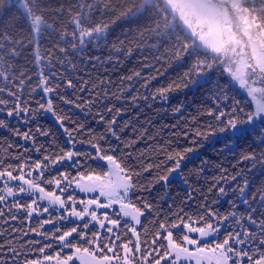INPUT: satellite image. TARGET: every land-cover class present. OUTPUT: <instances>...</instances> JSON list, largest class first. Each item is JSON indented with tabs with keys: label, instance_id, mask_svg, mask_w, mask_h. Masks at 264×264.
<instances>
[{
	"label": "snow or ice",
	"instance_id": "6c2138e0",
	"mask_svg": "<svg viewBox=\"0 0 264 264\" xmlns=\"http://www.w3.org/2000/svg\"><path fill=\"white\" fill-rule=\"evenodd\" d=\"M118 23L126 25L128 31L125 39L117 38L109 47L112 27ZM45 35L52 39V43L50 50L42 54L39 49ZM129 36L133 39H128ZM101 45L109 48L108 63H113V56L115 63L120 64L121 57H131L136 51L143 53L146 50L155 54L158 64L187 66L181 77L168 87L158 88L143 97L130 95L134 103L141 98L146 103L149 100L167 101L171 92L201 86L217 71L226 73L231 81L237 82L250 99L242 103L235 97H229L226 86L221 88L217 81L216 88L219 90L212 92V106L204 112L198 111L189 120L181 117L182 126L180 122L172 126L173 139L156 146L155 151L163 155L159 163H145L144 152L134 157L132 151H125L132 149L136 140H121L119 132L123 129L114 127L115 117L105 121L108 133L117 144L105 148L98 140H90L96 153L92 158L106 161L108 172L105 175L115 176L117 180L98 186H78L86 193L95 192L99 187V195L105 197L106 203H101L97 197L77 201L71 194L62 199L72 184L71 173L61 172L50 178L45 175L61 164L80 167L81 161L77 157L88 154L74 151V144L66 151L61 148L58 152L48 153L44 145L37 144L36 136L47 137L49 131L37 126L35 133L31 128L22 132L12 127L7 119H0V129H6L33 145L32 149L24 148L22 153L10 154L14 163L0 159V206L7 208L6 211L5 207H0V225L16 221L17 214L23 210V219L28 220L34 214L42 216L48 213V218L39 222V227L53 224L55 228L51 233L37 228L22 231L14 226L10 231L7 228L0 231V264H69L73 255L81 252L80 242L89 246L83 247L85 253H89L90 247L95 248V252L90 253L94 264H186L189 260L201 264L203 258H208L213 264H264V180L259 181L255 191H251L250 187L257 184V179H249L255 173L264 177V0H0V114H5L6 118L23 116V122L27 124L35 120L41 111L50 112L68 137V143L72 144L73 131H79L83 125L75 130L65 126V121L71 122V118L54 106L51 94L59 85L50 86V79L64 80L65 73L75 69L71 56L84 53L89 47L98 49ZM96 60L99 61V58ZM56 65L62 69L60 73L55 70ZM32 69H36L38 85L31 90L38 88L48 97L46 104L37 102L36 108L22 99L33 79L30 74ZM140 76L137 71L120 77L121 87L116 92L109 88L111 80L92 84L90 98L83 104L89 107L99 104L108 113L115 110L119 115L123 109L109 106L108 101L112 97L121 100L124 81L131 82ZM148 84L145 81L143 86L147 88ZM87 85L88 82H84L78 91H88ZM66 86L77 88V83L69 78ZM134 90L129 83V94ZM60 99L65 104L81 107L77 100L64 96ZM148 107L152 105L148 104ZM172 111L181 113L182 106ZM97 115L101 121L105 120L99 109ZM203 116H207V120H202ZM145 138L155 139L144 130L137 139ZM207 143L214 148L220 144L219 154L225 158L238 146L246 145L239 153L238 161L246 165V171L236 172L229 179L228 170L220 164L215 165L219 175L211 178L207 194L202 191L205 202L200 207L203 214L194 217L181 208L173 213L174 218L165 217L158 223L151 221L154 231L150 232L141 217L151 211L153 205L141 200L140 207H137L129 199L130 194L150 191L153 182H167L173 173L183 176L182 168L190 158L189 154H198ZM12 147V144L8 145V148ZM32 150L46 154L42 160H32L26 155ZM117 151L121 154L116 155ZM133 160L139 161V165L130 163ZM208 168L209 161L202 160L198 169L190 171L202 177ZM153 170L156 175L152 180L141 184L140 178ZM238 178L243 183H239ZM232 182L237 183L233 186ZM48 185H53L54 190H46ZM213 193V204L229 194L236 197L229 201V212L221 215L208 206V194ZM25 197L30 202H26ZM9 198L11 203H8ZM188 198H192L191 193ZM43 201H47L46 206L41 203ZM77 203L82 207L78 209ZM117 203L120 213L129 218L123 225L119 214L117 218H110L104 212L103 219L98 217L97 209H108ZM240 204L244 206L243 212L238 211ZM50 208L60 213L55 220ZM70 218L82 224L63 230L56 227L59 221L71 223ZM92 222L111 236H101L99 231L89 235L87 230ZM225 228L231 231H225L223 239H220ZM29 233H35L49 243L36 248L41 241H25L24 237ZM129 233L135 240L128 238ZM193 233L198 235L193 237ZM51 241L58 242L61 251L65 248L75 251L63 257L61 252L47 254L46 249L52 248ZM189 246H193L194 250H190ZM34 252H39L41 256H33ZM208 253L211 256H207ZM81 264H84L83 257Z\"/></svg>",
	"mask_w": 264,
	"mask_h": 264
},
{
	"label": "trees",
	"instance_id": "16d2710c",
	"mask_svg": "<svg viewBox=\"0 0 264 264\" xmlns=\"http://www.w3.org/2000/svg\"><path fill=\"white\" fill-rule=\"evenodd\" d=\"M128 31L127 26H121L119 23L114 25L111 30V35L109 37V47L112 41L119 39H125V34ZM128 39H133L129 36ZM52 39L47 35L41 40L40 52L43 54L50 50ZM154 53L144 51L143 53L136 51L131 57H121V63H115V56L112 57L113 63H108L109 48H105L101 45L100 48L89 47L84 53H77L70 57L73 64H75V69L69 70L65 73V79H50V86L55 87L56 91L51 94L54 106L58 110H62L63 113L67 114L71 118L70 121H65V126L70 130H75L79 125H83L82 129L79 131H73L72 144L68 143V137L64 134L63 129L59 128L55 118L50 112L41 111L35 120L30 121L25 124L24 117L20 118H6L5 114H0V119H7L12 127L19 128L20 131H27L29 128L35 133L37 126L41 130L49 131L50 135L36 136L37 144H42L47 149L48 153L58 152L61 148L65 151L72 148L73 144L75 147L74 151L88 154L87 156L81 155L77 157L81 161V166L77 168L70 167L68 164H61L56 166L51 172L46 173V177L57 176L58 173H71L72 179H77L78 177H83L90 180H98L102 183H107L109 180L113 181V176L108 177L105 173L108 172L107 162L99 159H93L95 156V149L91 146L89 141L99 143L107 148L109 145L115 146L117 142L107 131V123L105 121L111 120L113 117L116 118V124L114 127L117 130L123 129L119 132L121 140L125 142H131L136 140L134 147L132 149H127L125 151H132L133 156H138L141 152L146 153L145 163H159L163 159L162 154H158L155 149L159 144H165L169 139H173L172 133L174 131L173 125L181 123L180 118L183 120H189L192 116L199 112H204L207 108L212 106L210 97L214 90L218 91L216 88L217 81H219L220 87L224 88L226 86L227 95L229 97H235V99L240 100L242 103L248 98L240 93L230 82L229 78L225 73L219 71L211 74V78L207 83L201 86H189L182 91H175L169 94L167 101H152L149 100L147 103L141 98L137 102H133L130 98L131 96L143 97L144 95H151L156 89L161 87H168L169 84L177 81L184 71H186L187 66H181L178 63L158 64L154 59ZM99 58V61L96 58ZM148 65V66H146ZM31 68V64H29ZM55 70L60 73L62 69L56 65ZM45 72L48 71L47 68L44 69ZM139 71L141 76L139 78H134L133 81H124V95L123 98L117 101L112 97L108 104L115 108H122L123 111L117 115L115 110L112 113H108L106 109L101 107L99 104L93 105L91 107L84 105L83 101L88 100L91 95L92 84H99L101 80L108 81L111 80L112 84L109 88L112 92H116L117 89L121 87L120 77L132 75L134 72ZM30 74L33 79L31 84L26 87L22 99L27 100L32 108L38 107L37 102L45 103L48 97L43 95L42 92L37 88L36 91H32L33 87L38 85V80L36 79V69H32ZM73 79L77 83V88H68L66 86L67 79ZM148 81V87L143 86L144 82ZM84 82H88V91L80 92L79 87L84 86ZM131 83L134 87V91L129 94L127 91V85ZM2 86V82H0ZM99 91V88L96 89ZM64 96L67 99L77 100L81 103V107L77 108L75 105L65 104L64 101L60 99ZM94 98V97H93ZM151 104L152 107H148ZM182 106L181 113H173L172 109L175 107ZM104 115L105 120L101 121L97 115V110ZM20 119L22 121H20ZM202 120H207V116L201 117ZM125 124L128 126L125 127ZM146 130L150 136H154V140L150 139H137L141 131ZM53 135L55 136V143H53ZM103 136V139H99ZM180 142L183 143L182 138ZM12 144V148H8V145ZM123 148V145H120ZM220 144H216L215 148L211 143H207L205 147L200 149L198 154H189L190 158L185 161L183 165V176L179 178L168 179L167 182L160 181L159 183L153 182L150 191H136L130 194L129 199H131L137 207H140L141 200H147L153 205L151 211L145 212L142 223H144L151 231H154L151 221L163 220L165 217L174 218L173 213L179 212L183 208L184 213L189 215L203 214V210L200 205L205 201L203 199L202 191L207 194L208 184L211 183V178L213 176L219 175V170L215 165L220 164L228 170L229 179L232 174L240 172L242 170L246 171V165L243 163H238L239 153L246 147V145H240L236 148L234 153H228L227 158L219 154ZM24 148L32 149V143L25 142L12 135L6 129H0V159H4L6 162H15L10 160V154H19L24 151ZM7 149V151H5ZM46 153H36L34 150L29 151L26 155L30 156L32 160L43 159V155ZM121 153L117 151L116 155ZM202 160L209 161V168L202 177H197L192 174L190 170L198 169L201 166ZM130 163L134 165H139V161L133 160ZM235 166V167H234ZM163 171V169H161ZM156 175V171L153 170L151 174L145 173L140 178L141 184H147L149 180ZM100 177V179H96ZM170 178V177H169ZM257 179L256 185H251L250 190L255 191L260 180H264V177H260L258 173L249 176V179ZM185 179L187 183H185ZM239 183H243V180L238 178ZM233 186L237 182H232ZM47 190H54L53 185L46 186ZM189 193H191V199H189ZM215 199V194H208L207 204L209 207L217 210L221 215L229 212L231 210L230 200H235L236 197L229 194L226 197H221L218 203L213 204L212 200ZM26 202H30L25 197ZM11 203V201L9 202ZM3 207V206H0ZM7 211V209H5ZM238 211L243 212L244 206L242 204L238 205ZM52 218L60 215L57 212H50ZM110 213L109 215H111ZM118 211L110 216V218H116ZM18 219L16 221H9L8 224L0 225V231L5 228L11 230V227H16L22 231H28L29 228H37L39 231H48L49 233L54 232L55 228L53 224H44L43 228L39 227V222L47 219L49 214L45 213L42 216H35L32 220L23 219L24 213L21 210L18 214ZM75 224V222H65L59 221L56 223V227H61L62 230L70 228ZM123 225V222L121 223ZM247 227V225H245ZM138 230H140L138 228ZM89 235L93 231H97L95 226H89L87 230ZM225 231H231L229 228L222 229L220 239H223V234ZM16 235V234H13ZM103 235H107L104 233ZM129 238V237H128ZM143 239V233L142 237ZM25 241L28 240H40L41 245H36V248L42 246L45 243H49L41 236L32 235L29 233L28 236L24 237ZM151 240V235L149 236ZM52 248L46 249L47 254L55 255L57 252H61V256H66L74 253V249L67 250L63 249L61 251L58 242L51 241ZM75 242V241H74ZM78 246L89 247L80 242ZM94 247H90L89 250H93ZM33 256L40 257L39 252H34ZM72 264H79L77 262Z\"/></svg>",
	"mask_w": 264,
	"mask_h": 264
},
{
	"label": "rangeland",
	"instance_id": "374dc122",
	"mask_svg": "<svg viewBox=\"0 0 264 264\" xmlns=\"http://www.w3.org/2000/svg\"><path fill=\"white\" fill-rule=\"evenodd\" d=\"M226 74V73H225ZM227 75V74H226ZM227 77L229 78V76L227 75ZM229 80H230V78H229ZM230 82H231V84L237 89V90H239L240 91V93L242 94V95H244V96H246L247 98H248V100L250 99L248 96H247V93H246V91H245V89H243V88H241L240 86H239V84L237 83V82H235V81H231L230 80ZM20 121H22L21 119H20ZM58 166V165H57ZM180 177V175H178L177 173H173L171 176H170V178L169 179H172V178H179ZM116 180H117V178L115 177V176H113V182H116ZM102 182H100V181H98V180H90V179H86V178H83V177H78L77 179H72V184H71V186L67 189V191L63 194V196L61 197L62 199L64 198V197H66L67 195H69V194H71V195H73L74 196V198L77 200V201H79V200H88V199H91V198H93V197H97L99 200H100V202L101 203H106L107 201H106V199H105V197H101L100 195H99V187H97V191H95V192H82V191H80V187L78 186V185H85V186H98V185H100ZM54 187V186H53ZM47 190V189H46ZM107 190V189H106ZM56 192H57V195H60V193H59V190H56ZM11 201V198H9V201H8V203ZM43 205H47V201H43V202H41ZM77 208L79 209L80 207H82V205H80L79 203H77ZM3 207H5V209H7L6 208V206H3ZM94 207V206H93ZM49 211L50 212H55V211H53V209L52 208H50L49 209ZM114 211H118V214H119V218H120V220H121V223L123 222L124 223V221H126V220H128L129 218L128 217H124L121 213H120V205L117 203V204H114L112 207H110V208H108V209H103V208H101V209H97V215H98V217H100V219H103V213L104 212H107L108 213V215L110 214V213H114ZM58 213V212H57ZM60 214V213H59ZM111 214V215H112ZM111 215H109V217L111 216ZM36 215L34 214V216L33 217H35ZM116 218H117V216H116ZM143 218H144V216L143 217H141V221L143 220ZM71 219V221L72 222H75V223H82L81 221H79V220H76L75 218H70ZM88 219H90V218H88ZM32 220V219H31ZM30 220V221H31ZM65 222H69V221H65ZM105 223L107 224V222L105 221ZM89 226H95L96 227V229H97V231H99L100 233H101V236H103V234L104 233H106V230L105 229H100L99 228V225L98 224H96L95 222H92ZM109 227H111V225H108ZM107 235H109V236H111V234L110 233H106ZM32 235H35V233H32ZM193 237H196L198 234H195V233H193V234H191ZM129 238H131V239H133V240H135V237H132L131 236V234L129 233V236H128ZM59 245V244H58ZM190 247V250H194V247L193 246H189ZM65 250H67V251H65V252H68L70 249H67V248H65ZM75 251V250H74ZM95 252V248L93 249V250H89V253H85V252H83V250H81V252L79 253V254H75V255H73V260L71 261V262H69V264H72V263H75V262H77V263H79V264H81V257H83V261H84V264H94V262L92 261V257H91V255H90V253H94ZM99 254L97 253V256H98ZM109 255H111L110 253H109ZM207 256H211V253H208L207 254ZM46 264H48V262H46ZM186 264H196V262H195V260H189V261H187L186 262ZM201 264H213V261H211V260H209L208 258H203L202 260H201Z\"/></svg>",
	"mask_w": 264,
	"mask_h": 264
}]
</instances>
